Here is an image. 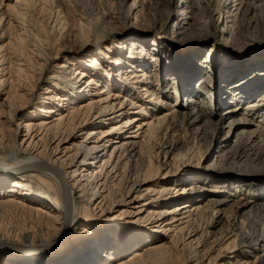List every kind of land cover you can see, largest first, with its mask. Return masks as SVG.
Listing matches in <instances>:
<instances>
[{
    "label": "bare ground",
    "instance_id": "6f19581e",
    "mask_svg": "<svg viewBox=\"0 0 264 264\" xmlns=\"http://www.w3.org/2000/svg\"><path fill=\"white\" fill-rule=\"evenodd\" d=\"M66 1L0 0V222L8 220L9 225L13 219L21 220L8 230L0 228V264H226L227 252H247L249 248L258 251L252 253L256 264H264V225L261 232L259 229V233L249 234L243 230L244 221L235 220V214L230 228L216 235L209 229L213 218L205 228L202 226L203 213L211 211L213 217L220 213L216 207L228 200L211 198L204 205L198 201L203 191L197 188L202 186L184 190L186 187H179L177 181L165 184L163 175L169 172L160 170L162 165L178 174L181 165H188L193 158L192 148L176 153L182 140L178 130L196 129L206 112L200 111L201 116L190 112L186 117L173 114L162 126L143 121L147 130L141 140L128 139L123 131L131 117L124 124L117 120L127 111L126 105L118 102L121 114L108 119L112 122L107 124L103 117L112 109V101L121 97L129 99L142 115L149 112L146 104L165 105L176 111L175 103L160 99L173 97L161 89L166 75L175 90L174 100L189 94V104L203 108L204 102L193 98L202 95L201 87L194 85L204 70L209 76L226 77L218 100L238 103L224 114L259 112L260 108L247 105L245 99L258 92L257 97L264 100L263 43L252 52L251 46L235 49V41L226 45L233 53L246 50L240 57L219 49L224 45L218 39L204 53L206 44H195L214 38L212 26L221 17L230 24L231 34L238 26L263 27L264 10H256L264 8V0H235L239 14L226 11L230 1L225 0L218 9V19L214 18L211 1L204 0L201 15L195 5L184 10L181 27L172 33L166 26L160 30L134 27L141 23L144 0L127 7L128 26L123 25L117 12L105 10L100 0H93L89 15L101 14L102 25L116 31L114 38L96 31L89 15L86 19L76 17ZM147 3L155 15H160L163 8L167 13L176 12L183 0ZM45 14L48 17L43 22L40 18ZM206 24L211 28L207 32ZM155 31L157 36L148 41L150 32ZM64 52L74 54L73 59L65 57ZM216 58L223 59L225 65L218 64ZM151 67L160 85L158 91L149 80ZM120 80L130 83L135 91L117 86ZM210 81L208 78L203 83ZM43 82L45 87L37 97V87ZM235 122L236 128L249 123ZM209 126H202L200 131ZM255 132L246 134L233 154L222 158V165L215 171L222 173L218 178L230 171L260 173L263 167L257 163L242 167L237 162L241 153H248L252 163L264 155V129ZM255 136L261 144L255 142ZM154 146L163 154L164 163H159ZM169 154L173 158L168 162ZM241 180L229 196L244 191L257 197V190H252L256 179ZM244 185L247 188L241 187ZM171 189H181L178 194L188 200L175 202ZM193 193L202 194L191 197ZM195 199L197 202L189 203ZM249 203L235 202L234 206L240 211ZM192 205L190 212L187 207ZM213 251L216 253L211 255Z\"/></svg>",
    "mask_w": 264,
    "mask_h": 264
},
{
    "label": "rangeland",
    "instance_id": "374dc122",
    "mask_svg": "<svg viewBox=\"0 0 264 264\" xmlns=\"http://www.w3.org/2000/svg\"><path fill=\"white\" fill-rule=\"evenodd\" d=\"M100 1H101L103 8L105 10H107V11L113 10V12H117V15H119L120 17L123 18L121 20L123 25H126V26L129 25L128 24L129 23L128 17H126L128 14L127 7L132 5L133 2H135L136 0H100ZM138 1H143V0H138ZM203 1L204 0H183V4L180 5L179 10H177L176 12L172 10V12L167 13V11H165L166 8H163V9H161L160 15L159 14L155 15V12H153L149 8L147 0H144V5L146 8L143 9V11L141 12L142 17L139 18V20H141V23L140 22L135 23L136 26H134V27H138V25H141L140 27H138V29H140V30H143V28L147 29L148 27H154V29L157 28L158 30H160V28L162 26H166L168 31L170 33H172L177 26L181 27L182 21L186 17L184 10L189 11V7H191L193 5H195L197 7L200 6L199 8L196 7L195 11L199 15H201L200 14V13H202L201 12L202 11L201 5H202ZM210 1H211V3H210L211 9L214 12V18L218 19L220 17V13H219L218 9L223 6L225 0H210ZM229 1L230 2H228V5H226L225 10L226 11L230 10L232 13H234L235 8H237L236 7L237 2L235 0H229ZM66 2L68 5H70V7L74 11L76 17L81 16L82 19L88 18V15L90 13L89 10L92 7L93 0H67ZM262 10H264L263 6H262V8H258L256 10V13H260V12H262ZM169 11H171V9H169ZM143 12H145V13H143ZM235 13L239 14V13H237V11H235ZM253 13H254V11L251 12V15ZM92 14L93 13H91L89 15V17H90V19H93V21H94L93 26L95 27L96 31H99L100 33L105 34V36H107V38H110V37L114 38L115 36H117V34L115 33L116 31H114L113 28L102 25L101 14H99V15H96V14L92 15ZM164 16L167 17L165 20V24H163V22H164L163 17ZM47 17H48V15L45 14L40 19L43 22H45L47 20ZM132 21L135 22V18L133 15H132ZM142 25H144V26H142ZM212 28H213L212 29V33H213L212 37H214L212 40H210L206 43L198 42L197 44H195V47H201V46L206 44L203 47V53L205 51H207L209 48H211L212 46H214L215 43L213 41H215L217 39L219 40L218 43L221 42V44L224 45V48H219L221 46V44H218L219 46H217V47L219 49H221L222 51H227V52H229L230 49H228L226 47V45L227 44L229 45L232 41L236 42L235 43L236 44L235 49H239L240 46H244V49L251 46L252 48L249 47V51L252 52V51L257 49V46L260 43H261V45L263 43L262 49L264 48V26L261 27L259 24L256 25L254 28L253 27L249 28L248 26L247 27L246 26H243V27L238 26L237 30L231 34V33H229L230 24L226 23V20L223 17H221L220 22L219 23L216 22V24L214 26H212ZM46 29L49 30V27L47 26ZM204 29L206 30V32L208 30H211L210 25L206 24L204 26ZM225 30L227 31V33H224ZM157 33L158 32H156V31L150 32V35H148V41L153 40L157 36ZM180 38H184V37L180 36ZM195 42H192V44H194ZM124 48L126 49V47H124ZM179 50H181V49H179ZM245 51L246 50H244L242 53H236V52L233 53L230 51L229 53H230V55L240 57L245 53ZM127 53H128V51H127ZM63 55H65V57H67L68 59H73V56H74V54H72L70 52L69 53L64 52ZM216 62L220 65H225V61L221 58H216ZM166 65L167 64L165 63L164 68L166 67ZM147 73L149 75V80L153 83L155 90L158 91L157 88H160V85H158L157 81L155 80L153 67H151L149 72H147ZM103 76H104V74H103ZM210 76H209L208 70H204L200 75L197 76L196 79H197L198 83H195V85H194V86L198 85L199 87H201L199 89L202 90L201 91L202 95L199 96V98L197 96V97H194L193 99L197 100V102H200V101L204 102L205 104L202 103L204 105L203 108L197 107L195 104H193V102H191L189 104V102H188L190 99L189 94L182 96L181 98H179L177 100H174V97L176 96L175 90H174V87H171L172 82L169 78V75H166L163 83H161V89L163 87V90L170 92L171 96H173V97H171V100L170 99L168 100L166 98H163V96H161L160 99L161 100L164 99V101H168V102L172 101L173 104L175 103V108L177 107L176 111H173V108L168 109V107H166L165 105L156 104V107H154L153 104H146L147 109L149 108L148 109L149 112L146 115H142L141 113H139V108H136L133 105L129 104V99H126V97H121L120 101H118V99H114L112 101V103L114 102L112 109H110V111H105V114L106 113H108V114L103 116V117L105 118V120H108L109 118H113L117 115H120L121 113L118 112V110L122 106H119L118 102H121L122 103L121 105H126L127 111L123 115H120L117 118V120L121 121V123L124 124L126 122V120L131 117V121L128 120V123L123 128V131L126 132V136H129L128 139L131 138L132 140H141L145 136V134H146L145 132L147 130V126L144 125L143 121H145V122L146 121H152L155 125L162 126L169 120V118H172L175 115L176 116L177 115L182 116V114H183V116L186 117L187 113L192 112V114H194L196 116H201V112H203V111L206 112V114L203 115L201 120L198 122L196 129H193V128L190 129L189 128L183 132L181 129L178 130L177 134H179V136L182 137V140L183 139L184 140L183 141L181 140L182 142L180 141L179 145H177V148H179V149L177 150L176 153L186 151L187 149L192 148L191 157H193V158L190 160V163H188V165L186 163H183L181 165V167L179 169H182V170H179L178 174L172 172L171 169H169V167H167V165H165V164L162 165L160 170H162L163 172L168 170V172H169V173L163 175L164 178L166 179L165 184L171 185L175 181H177L179 184V187H181V186L186 187L184 190H186L188 188L189 189L192 188L191 190H194L193 187L202 186V188H200V189L197 188V190L198 191L202 190L203 194L202 193H197V194L193 193L191 195V197H195L199 194H202V196H200L198 201L201 200V202L204 205L206 203H208V201L211 198L216 199L218 201L228 200L225 203H222L221 205L216 207V209H220L219 210L220 213L217 212V214H215L213 217H211V211L205 210V214L203 213L202 226H204V228H205L206 225H208V223L213 218V222H212L213 226L209 227V229L212 230L216 235H220L230 228V224L233 222V218H234L233 216L235 214H236L235 215L236 221L237 220L240 222L244 221V224H243L244 232H247L249 234H256L257 232L259 233V229L261 232V229H263V225H264V221H263L264 220V155H261L260 158H258L257 160H255L252 163L249 161V156H248L249 154L248 153H246V154L241 153L242 158L237 160V162H239V165L242 167H245V166L251 165V164L253 165L256 163L258 165H261L263 167V169L259 170V172H260L259 174L244 175V174H237L236 172L230 171V172H225L224 173L225 176L222 175L221 178H218L217 176L222 174V173L215 172V171H217V169H219L220 166L222 165V161H223L222 158H224L228 155L230 156L231 154H233V151L235 150V146L240 141V139H242L248 133H252L254 131L259 132L260 129H264V114H263L264 113V105L261 106V104L264 103V100H263V97L262 98L257 97V95L259 94L258 92L254 93L252 96L247 97L248 100L245 99V101L247 102V105H250V106L254 105L256 108L257 107L260 108L259 112H257L254 115L250 114L247 111H244V112L241 111V112H237L235 114L227 113V115H226L223 112L225 110H227L228 108H231V107L238 105V103L237 102L225 103L223 101L218 100L219 90L222 91V89H225L224 88V86H225L224 81L226 80V77H223V74H219L217 76H215V75L214 76L210 75ZM86 77H87V75L83 77V79L81 80L80 83H82L84 81V79H87ZM208 78H210L211 81L203 83V80H208ZM219 80L220 81L223 80V82H220ZM218 81H219V85L217 87ZM116 84H117V86L118 85L127 86V89H129L131 91V93L133 91H135V89L132 88V85L130 83L128 84L126 82V84H125V82L123 80L116 82ZM117 86L116 87L114 86L113 88H117ZM44 87H45V82L39 84V86L37 87V92H36L37 97H39L40 94L43 92ZM82 87L84 88V84H82ZM184 87L189 88L190 86H184ZM191 89H192V87H191ZM208 90H210V93H208ZM218 101H219V103H218ZM247 105H245V106H247ZM197 111H199V112H197ZM134 117L136 119H132ZM262 118H263V120H261ZM239 120H246L249 123L253 122L254 125H251L249 123H248V125L247 124L246 125L240 124L236 128L234 121L237 122ZM108 121H107V124L112 122L110 120H108ZM17 122L18 121L16 119V123ZM256 124H257V126H256ZM205 125H210V126L207 128V130H205L203 132L200 131L202 126H205ZM260 125H261V127H260ZM219 126H222L221 130L218 129ZM253 139H255V142L257 144H261L259 137L255 136V137H253ZM152 149L159 153V163L160 162L164 163L165 159L163 157V154H160V149H158L156 146H154ZM194 151H196V152H194ZM253 157L254 156H251V158H253ZM172 158H173L172 154H169L166 157L168 162L171 161ZM188 170L191 172V176H189V178H188ZM238 172H243V171H238ZM242 178H244V179L246 178L249 181H253L256 179V182L253 183V185H252V190H257V191H255L257 193L256 194L257 197L254 195H249L248 192L243 193L244 191H238V193L236 192L237 193V194H235L236 196H229L230 193L231 194L234 193V191H235V190H233L234 186H239L242 184L241 183ZM145 186H143V188H142L143 189L142 194L146 193V191L144 190ZM241 187L247 188L245 185L241 186ZM180 191H181V189L177 192H175L172 189L169 191L172 193L171 195L174 198L175 202H184V201L188 200V197L186 195L181 196L178 194V192H180ZM251 193H252V191H251ZM183 194H185V193H183ZM195 202H197V199H195V201L189 202V203L192 204ZM235 202H241V203L251 202V203H249V205L246 206V208H244L243 210L238 211L234 206ZM187 209H189L190 212H192L194 209V206L193 205L189 206V207H187ZM206 211H207V213H206ZM250 211L252 212V214ZM254 213H256V214L254 215ZM144 214H146V213H144ZM216 216H218V217H216ZM217 220H219V222H217ZM20 221L21 220H19V219H13V221H11V223L14 225L17 222L20 223ZM8 222L10 223V221H8V220H3L2 223L0 222V224H1L0 228L3 227L6 230L10 229L12 224H9L10 225L9 226ZM3 223H5L4 225L6 227L3 226ZM159 233L163 234V231H159ZM167 233L168 232H166L164 234H167ZM141 242H139V244ZM146 243H147L146 241L143 242L141 244V246L146 244ZM243 252L244 251L233 252V253L227 252L226 253L227 254L226 259H225V261H227L226 264L227 263L228 264L229 263L230 264H256V258L252 253L255 254L258 251L257 252L252 251L249 248V250L247 251L249 253H247V252L243 253ZM214 253H216V252L215 251L211 252V255L212 254L214 255Z\"/></svg>",
    "mask_w": 264,
    "mask_h": 264
}]
</instances>
